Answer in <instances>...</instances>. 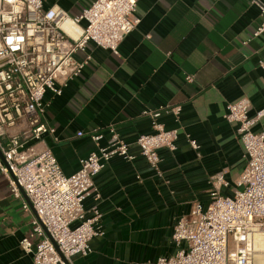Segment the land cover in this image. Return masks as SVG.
Listing matches in <instances>:
<instances>
[{
    "label": "crops",
    "instance_id": "obj_1",
    "mask_svg": "<svg viewBox=\"0 0 264 264\" xmlns=\"http://www.w3.org/2000/svg\"><path fill=\"white\" fill-rule=\"evenodd\" d=\"M90 4L46 0L45 8L77 16ZM136 15L141 22L118 54L89 43L75 55L78 61L91 56L83 72L61 95L45 96V121L55 132L44 139L65 174L78 171L81 159L97 151L91 133L102 134L105 146L114 128L134 156L112 158L95 177L100 199L90 191L84 208L90 217L99 206L103 235L90 241L91 254L74 256L72 264L154 263L174 255L175 220L196 203L208 206L212 177L225 172L223 195L239 188L246 160L237 124L224 117L227 104L248 98L251 115L264 106V33L253 35L261 17L250 0H138ZM157 110H162L158 121L179 130L176 150L159 151L160 174L136 144L153 130L145 112ZM263 128L264 123L255 130ZM30 223L31 214L0 173V264H33V254L20 245Z\"/></svg>",
    "mask_w": 264,
    "mask_h": 264
},
{
    "label": "built area",
    "instance_id": "obj_2",
    "mask_svg": "<svg viewBox=\"0 0 264 264\" xmlns=\"http://www.w3.org/2000/svg\"><path fill=\"white\" fill-rule=\"evenodd\" d=\"M45 1L0 0V173L31 214L30 231L20 245L33 254V264H72L74 256L91 254L90 241L103 235L99 206L90 217L84 208L90 191L100 199L95 177L112 158L134 156L114 128L105 146L100 145L102 134L91 133L97 151L81 159L78 171L65 174L44 139L55 132L45 121V96L49 91L61 95L62 87L83 72L91 56L78 61L76 53L92 42L118 54L121 42L141 19L136 15L138 0H91L77 16L56 6L45 8ZM250 3L260 10L261 23L253 34L257 37L264 33V0ZM260 66L264 70V59ZM250 108V100L242 98L228 103L224 115L237 124L244 148L246 165L238 190L223 195L225 172L214 175L208 206L196 203L188 215L175 220L177 252L137 264H264V250L258 247L264 240V128L255 130L264 123V106L253 115ZM172 112L178 115L180 107ZM145 113L153 120V130L140 135L136 144L160 174L159 151L176 150L179 130L158 121L162 110ZM12 128L18 131L12 134ZM188 141L200 149L195 139L188 136Z\"/></svg>",
    "mask_w": 264,
    "mask_h": 264
},
{
    "label": "bare ground",
    "instance_id": "obj_3",
    "mask_svg": "<svg viewBox=\"0 0 264 264\" xmlns=\"http://www.w3.org/2000/svg\"><path fill=\"white\" fill-rule=\"evenodd\" d=\"M64 28H65L68 32H70V33H72V34L74 33V30H73V28H72L70 25L65 24V25H64ZM258 247H259L260 250H264V240H262V241L259 243ZM261 261H263V259H262Z\"/></svg>",
    "mask_w": 264,
    "mask_h": 264
}]
</instances>
